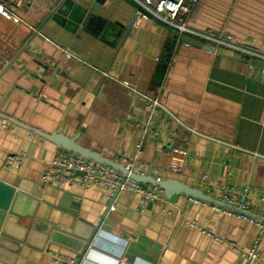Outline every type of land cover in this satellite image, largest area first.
<instances>
[{"label": "crops", "instance_id": "1", "mask_svg": "<svg viewBox=\"0 0 264 264\" xmlns=\"http://www.w3.org/2000/svg\"><path fill=\"white\" fill-rule=\"evenodd\" d=\"M60 1L0 0V181L24 194L19 211L32 212L40 231L16 254L0 249V264H50L53 255L81 264H264V234L258 259L237 250L250 251L260 227L212 203L164 195L141 209L140 195L123 189L105 213L102 183L84 186L76 175L44 184L62 151L40 133L75 137L124 164L137 157L146 174L215 198L224 184L249 187L251 212L264 217V0H187L189 28L232 44L182 31L137 0H101L96 12L97 0H67L52 15ZM174 145L187 149L179 174L169 170ZM10 154L18 167L4 165ZM48 223L81 234L100 226L81 254L77 241L44 239Z\"/></svg>", "mask_w": 264, "mask_h": 264}, {"label": "built area", "instance_id": "2", "mask_svg": "<svg viewBox=\"0 0 264 264\" xmlns=\"http://www.w3.org/2000/svg\"><path fill=\"white\" fill-rule=\"evenodd\" d=\"M137 1L149 12L168 23L177 26L182 31L200 34L217 42L232 44L230 37L226 39L222 37H213L210 33L200 32L189 28L185 23V16L189 12L187 0ZM0 4L2 5V3ZM15 17L18 20H21L19 17ZM212 47L214 48V46ZM70 56L71 53L68 50H65V57L69 58ZM147 98L152 106L159 104V101L156 98L148 96ZM186 156V148L177 145L172 146L170 148L169 170L176 174L181 173L186 165ZM20 163L21 158L17 155L14 156L11 154L8 155L4 161V165L7 167H18ZM125 165L131 171L143 175L146 174L137 161V157L130 159ZM76 175H80L78 182L84 186H89L93 183L104 184L110 191L109 196L111 200L114 199L115 193L118 190L127 189L138 193L140 195L141 209H145L151 201L162 199L164 197L163 190L159 186L150 183L144 184L137 182L130 177L124 178L121 172L112 166L85 158L74 152H61L57 154L43 172L42 180L44 184L54 183L57 186H63L67 183L77 182ZM220 188L221 196L217 197V199L225 202L228 206L212 203L215 208L235 213L250 222L256 223L260 227V235L257 238V243L250 251L245 252L237 247V250L245 254L248 259H258L259 254L257 251V245L264 234V217L254 215L251 212L250 204L254 196L252 189L244 187L241 190H238L230 184L221 185ZM193 199L198 200L196 198ZM258 200L264 202V194L259 196ZM113 202L111 203L110 209H114ZM190 224L192 226L196 225L195 221H191ZM203 231L208 235L213 236L215 239H221L220 235L210 230ZM50 264H81V262L75 260L73 257L53 255Z\"/></svg>", "mask_w": 264, "mask_h": 264}, {"label": "water", "instance_id": "3", "mask_svg": "<svg viewBox=\"0 0 264 264\" xmlns=\"http://www.w3.org/2000/svg\"><path fill=\"white\" fill-rule=\"evenodd\" d=\"M100 1L101 0H97V2H95L90 8L92 12H96L98 10ZM66 2L67 0H61L53 10L52 15L61 16L63 12L62 7L65 6ZM135 20L136 15H134L129 25L125 27L126 34H128L134 26ZM183 39L189 43H198L196 39L189 36H184ZM0 115L5 117L2 113H0ZM6 118L10 119L9 117ZM40 133L48 139L54 141L59 148H61L62 152H74L84 156L85 158L112 166L116 170L120 171L124 178L130 177L137 182L145 184L150 183L159 186L163 190L165 197L171 201H176L181 195H187L201 201L228 206L225 202L215 198L209 193H206L203 189L192 187L180 179L173 177L158 178L152 174L143 175L138 172L131 171L124 163L106 157L99 152L76 142L75 137H68L57 132ZM118 192L119 190L116 191L115 194ZM22 196H24V194L17 190L16 187L9 186L0 181V228L3 230V235H1L0 238V249L5 248L13 254H16L19 251L21 241L26 240L27 243L32 244V234L34 232H40L35 229L37 228L36 221L32 224L29 221V219L33 217V213H21L19 211L18 205H21ZM112 202L113 200L109 202L105 213L110 209ZM22 218L25 219L24 223L20 222V219ZM103 218L104 216H102V219ZM99 226L100 224L96 227L91 226L89 232L81 234L78 233L77 229L65 227L61 224L57 225L55 223H48L46 228L42 231L43 233L40 234L44 239H48L52 242L69 244L70 242L67 239L77 241L78 245L76 247V251L83 254L92 243Z\"/></svg>", "mask_w": 264, "mask_h": 264}]
</instances>
